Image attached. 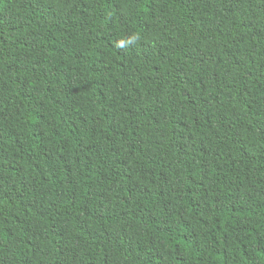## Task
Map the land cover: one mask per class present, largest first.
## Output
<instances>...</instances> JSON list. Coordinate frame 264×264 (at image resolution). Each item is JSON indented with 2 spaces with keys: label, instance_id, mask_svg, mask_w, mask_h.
Instances as JSON below:
<instances>
[{
  "label": "trees",
  "instance_id": "16d2710c",
  "mask_svg": "<svg viewBox=\"0 0 264 264\" xmlns=\"http://www.w3.org/2000/svg\"><path fill=\"white\" fill-rule=\"evenodd\" d=\"M0 264H264V0H0Z\"/></svg>",
  "mask_w": 264,
  "mask_h": 264
}]
</instances>
